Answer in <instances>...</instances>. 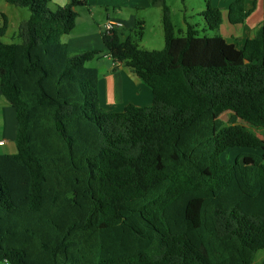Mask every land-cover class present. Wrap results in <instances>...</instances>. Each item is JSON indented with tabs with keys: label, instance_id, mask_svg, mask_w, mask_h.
<instances>
[{
	"label": "trees",
	"instance_id": "1",
	"mask_svg": "<svg viewBox=\"0 0 264 264\" xmlns=\"http://www.w3.org/2000/svg\"><path fill=\"white\" fill-rule=\"evenodd\" d=\"M5 1L30 17L22 43L5 44L0 12V88L17 120V153L0 154V264H252L264 250L263 156L220 159L264 152V26L262 58L248 63L219 34L210 0L212 37L189 23L177 36L166 0H151L162 5L163 51L140 50L123 30L101 36L153 105L108 112L99 70L86 66L101 52L71 56L63 43L87 2ZM244 3L231 5V24L249 16Z\"/></svg>",
	"mask_w": 264,
	"mask_h": 264
},
{
	"label": "rangeland",
	"instance_id": "2",
	"mask_svg": "<svg viewBox=\"0 0 264 264\" xmlns=\"http://www.w3.org/2000/svg\"><path fill=\"white\" fill-rule=\"evenodd\" d=\"M85 1L89 6L77 7L76 10L80 14L78 27L70 35L63 37V43L67 44L75 42L73 45H70L71 56L89 51L88 49H82L87 46H90L89 48L93 51L101 52L97 58L87 63V67L99 68V66H101V68H108L110 65L112 66V64L115 63L109 58L100 33V28L104 27L108 17L113 19L116 18L115 20L123 23L124 34L121 35V40L125 41L127 38H131L132 42L138 45L139 49L143 51L164 50L165 38L162 25L161 5H152L151 0ZM204 1L205 0H187L186 5L188 9H192V11H190L187 15L183 0H166L168 7L171 9L177 36L182 37L186 35L187 27H185L183 23L184 17L187 18V23L196 27L199 32V37H212L214 35L213 32L207 29L204 18L197 14L200 10L199 7L204 6ZM58 6L59 5H56V3L50 4V8L52 10H56ZM0 10L10 16L9 29L2 41L5 44L22 43V40L18 38V34L20 26L23 22L29 19L30 11L27 8H18L8 5L5 0L0 1ZM193 10H195V13H193ZM119 67L120 66L118 65L115 72L119 71ZM100 70H103V68ZM123 70L125 73H128L127 71H129V73H132L131 75L137 79L132 70L126 67H124ZM221 119L227 125L230 122L231 114L227 113L223 115ZM237 124L243 123L240 121ZM244 125L249 129V131L256 132L260 136L262 135L261 131L255 130L245 123ZM11 148H13L16 152L15 144H12L5 148L0 147V154H11L13 152L11 151ZM244 154H258L259 156H263L264 161V152L240 148L230 149L221 157L220 160L224 164H233L238 157ZM262 260H264V250L259 251L256 254L249 255L246 258V261L252 264H260Z\"/></svg>",
	"mask_w": 264,
	"mask_h": 264
},
{
	"label": "crops",
	"instance_id": "3",
	"mask_svg": "<svg viewBox=\"0 0 264 264\" xmlns=\"http://www.w3.org/2000/svg\"><path fill=\"white\" fill-rule=\"evenodd\" d=\"M206 1L207 0L204 1L205 3L204 6L199 7L200 10L199 12H197V14L201 15L202 18H204L203 14L206 11ZM210 1L213 6H215L221 11L222 14L223 23L222 26L220 27L219 34L229 44L236 46L239 50L243 52L244 59L246 62L251 63V62H258L259 60H261L262 42L260 41L258 35H259V31L264 26V0H245L244 6L246 12H249V16L247 17L245 22L240 25H233L229 20L230 7L236 0H210ZM62 2L63 0H52V3H56V5L58 4L59 6H61ZM68 3L69 0H67V4ZM183 3L185 6V12L188 15V13L192 11V9L191 8L188 9L186 5L187 0H183ZM6 4L8 3L6 2ZM0 12L6 15L10 24L9 14L2 12V10H0ZM193 13H195V10H193ZM78 19H77L76 28L78 27ZM0 20H1L0 23L1 25L2 19ZM186 21L187 18L184 17L183 23L185 27H187ZM101 29L102 28H100V30ZM123 29L124 27L121 30ZM74 43L75 42L67 43L69 52H70V45L71 44L73 45ZM89 47L90 46H87L82 49H88L89 51H93ZM119 66L120 67L118 69L119 70L118 72H115L117 69L113 70L111 65L108 68L102 67L103 70H100L102 69L101 66H99V68H96L99 70V75H100L101 107L108 112H123L124 109L129 105H134L141 108L151 107L153 105V94L151 89L146 84H144L139 78L137 79L134 78L133 75H131L132 73H129V71H127L128 73H125V71L123 70L124 67H122L120 64ZM16 135H17V120H16L15 112L13 108L10 106V104L7 102V100L5 99V97L3 96L0 88V138L6 141L5 146L1 148H5L12 144H15V148H16V152L14 151L13 149L14 147H13L11 148V151H13L11 154H2V155H15L17 153V147L15 143Z\"/></svg>",
	"mask_w": 264,
	"mask_h": 264
},
{
	"label": "built area",
	"instance_id": "4",
	"mask_svg": "<svg viewBox=\"0 0 264 264\" xmlns=\"http://www.w3.org/2000/svg\"><path fill=\"white\" fill-rule=\"evenodd\" d=\"M123 26H124L123 23H121L120 21H117L111 17H108L106 24L101 29V32L103 34L105 33L108 35V34L114 32L116 30H121L123 28ZM118 65L119 64H117V63H113L112 69H116ZM5 144H6V141L0 138V147L5 146Z\"/></svg>",
	"mask_w": 264,
	"mask_h": 264
},
{
	"label": "clouds",
	"instance_id": "5",
	"mask_svg": "<svg viewBox=\"0 0 264 264\" xmlns=\"http://www.w3.org/2000/svg\"><path fill=\"white\" fill-rule=\"evenodd\" d=\"M66 4H67V0H63V2L61 3V6L64 7L66 6Z\"/></svg>",
	"mask_w": 264,
	"mask_h": 264
}]
</instances>
